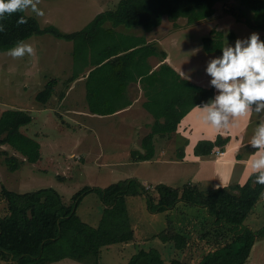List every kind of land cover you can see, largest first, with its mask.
I'll return each instance as SVG.
<instances>
[{
  "label": "trees",
  "instance_id": "trees-1",
  "mask_svg": "<svg viewBox=\"0 0 264 264\" xmlns=\"http://www.w3.org/2000/svg\"><path fill=\"white\" fill-rule=\"evenodd\" d=\"M223 1L120 0L114 10L101 12L88 26L72 33H64L55 26L42 27L35 18L17 13L3 21L6 31L0 33V52L8 50L19 40L27 41L37 35L49 34L73 42L75 63L84 71L88 70L85 78L90 110L98 115H114L130 105L127 91L131 83L139 82L148 98L144 107L154 122L150 133L142 139L144 152H136L135 160L148 161L155 157V138L175 134L189 110L213 100L215 92L182 79L165 62L167 53L160 48L158 41H148L147 37L163 24L165 18L174 22L175 27H179L176 24L180 19L187 20L190 26L209 20ZM236 1L239 6L230 9V13L238 21L244 19L253 29L264 31V0ZM20 15H25L28 23L17 27ZM119 27L142 28L143 34H122L116 30ZM221 33L212 30L202 39L206 53L222 56L225 37ZM228 38L233 40L235 35L230 33ZM153 56L162 61L161 68L156 71L148 61ZM79 77L80 72H74L66 85ZM181 79L185 82H176ZM59 82L54 78L45 84L36 94V102L46 106L55 96ZM158 83H161L159 89ZM187 90L194 95L189 103L185 101ZM65 97V93H61L59 99ZM31 122L29 112L4 111L0 117V145L12 146L25 161L34 164L41 159V146L21 131ZM184 142L187 144L188 141ZM228 142V138L222 137L216 141H201L195 154L210 157L216 148L223 151ZM0 155L6 156L7 168L11 171L18 170L25 162L5 151ZM177 158H184V147ZM254 179L252 175L244 185L210 189L193 183L181 187L158 184L151 191L138 179L131 178L104 189L85 187L72 198L71 205H66L61 194L53 188L17 193L3 187L1 195L7 202V214L0 215V259L10 264H54L68 258L84 264H100L103 249L134 241L128 198L144 196L152 214L174 210L180 203L207 212L208 219L196 239L214 245L199 264H246L257 240L264 239V227L254 230L244 226L262 199L259 194L264 191V186L254 185ZM91 193L98 194L104 205L97 226L85 223L77 214L83 198ZM167 226L158 237L164 243L171 242L181 253H190L193 245L190 235L176 230L172 221H168ZM126 264L191 263L186 259L168 262L157 249H141Z\"/></svg>",
  "mask_w": 264,
  "mask_h": 264
},
{
  "label": "rangeland",
  "instance_id": "rangeland-1",
  "mask_svg": "<svg viewBox=\"0 0 264 264\" xmlns=\"http://www.w3.org/2000/svg\"><path fill=\"white\" fill-rule=\"evenodd\" d=\"M119 2L120 0H40L38 7L45 12V16L40 18L31 13H27V15L35 18L42 27L55 26L64 33H72L88 26L101 12L114 10ZM238 6L239 3L234 0L220 2L214 16L203 21L207 22L206 28H201L203 22L190 26L185 19H180L176 24L179 27H175L174 22L167 18L164 19L163 30L159 32L158 35L160 36L158 37L162 41L170 34V38H175V42L168 40L174 45L169 49L173 65L167 64L182 79L184 78L182 73H184L185 76H190V79L184 78L185 80L193 81L197 87L205 90L213 89L214 91V88H208L207 83L204 82L208 75L206 68L211 59L220 56L206 53L202 39L209 36L212 30H216L224 34V47L235 44L236 42L229 41V33L226 34V32H232L233 26H241L232 22L235 17L229 11ZM223 16H229L230 19L222 20ZM240 22L247 25L244 19ZM125 31L143 32L142 28L132 29V31L126 29ZM25 42L34 48L35 55L33 57L25 56L22 59H12L5 55L7 50L0 52V117L6 110H23L30 113L32 122L23 127L21 131L39 143L41 159L34 164L25 161L18 170L11 171L7 168L6 156L0 155V215L7 214V202L1 195L3 187L17 193L53 188L61 194L66 205H71L72 198L85 187L104 189L111 184L125 180L127 175L132 174L144 175L148 178L150 176L157 177L159 173H147L152 169L155 171V168L149 163L143 162L144 160L139 161L141 163L136 166L114 164L113 162L117 161H110L109 163L116 167H108L106 164L108 162H104L106 159L108 161L119 157L121 159L126 158L127 156L136 162L135 153L144 152V149L142 143L139 145L140 142H133V144L131 143V151L133 152L128 153L127 144L121 141L123 129L120 127L119 130L113 122L108 123L106 121L113 117L94 114L90 110L84 83L77 80L66 85L67 80L74 72L88 74V70L84 71L80 64H76L73 59V42L49 34L33 36ZM158 66L156 68L159 70L161 65ZM157 69H153V71ZM54 78L60 81L59 84H56L55 96L46 107L42 106L36 102V94ZM182 79L176 82H185ZM160 87L161 83H158V89ZM142 90L144 91V89ZM61 93L66 95L63 102L59 99ZM185 96L187 97L186 103L194 99V95L188 90ZM144 97H147L145 91ZM195 108H191L189 111ZM139 119L142 117L139 116L137 121ZM113 135H116L114 137L115 143L112 141ZM134 135L137 138L139 136L138 133H134ZM166 146L172 150L168 145ZM1 151H6L9 156H16L24 161L22 160L24 157L10 145H0ZM131 171L133 173H130ZM140 171L142 173H139ZM178 184L177 187H180L182 183ZM238 184L242 185L238 179H235L227 187ZM201 185L206 189L212 188L207 187L206 184ZM130 207L134 211V205H130ZM257 209L259 210L255 211V207L253 210L255 212L245 221V227L254 230H260L264 227V204L261 203ZM102 210L103 203L100 197L96 193H91L83 198L77 214L85 223L95 226L99 222ZM180 230L185 232L184 228ZM191 242L193 243L192 251L189 252L193 254L191 257L194 260L195 257L199 259L204 256L213 249L214 245L199 242L195 236H191ZM159 243L157 242V244ZM118 247L119 245H112L105 248L100 264H126L131 257L130 254L135 249L132 245L127 246L129 252H120L117 250ZM171 250L170 247L163 250L166 261L169 262L174 259L183 261L181 252L172 258L174 253ZM251 259V264H264V239H259L255 243ZM0 264H10V262L0 259ZM54 264H84V262L68 258Z\"/></svg>",
  "mask_w": 264,
  "mask_h": 264
},
{
  "label": "crops",
  "instance_id": "crops-1",
  "mask_svg": "<svg viewBox=\"0 0 264 264\" xmlns=\"http://www.w3.org/2000/svg\"><path fill=\"white\" fill-rule=\"evenodd\" d=\"M228 18L230 19L229 16H223L222 20H229ZM216 19H220V18H216ZM232 22L241 26L240 27L233 26V30H231L232 32H226V34L232 33L235 35V38L233 40L228 39L229 41L236 42L238 39L246 40L253 33L259 34L261 41L264 38V31L256 30L253 29L251 26L244 25L243 22L238 21L236 17L234 18V20H232ZM162 25L159 28H157L156 31L149 34L147 40L155 41V42L158 41L160 48L167 53V59L165 60V62L169 63L172 66L173 62H172L171 52L169 51V49L172 48L174 44L169 43L168 40H172V42H175V38H170L171 35L170 34L169 36H166V39L164 40L167 42L160 40L158 37L160 35L158 34L160 31L163 30ZM201 26H202L201 28H206L207 22H203V25ZM116 30L119 33L129 34L134 36H141L143 34L140 31L137 32L131 30L132 32H127L125 31L126 28L123 27L116 28ZM234 46L235 44L231 45V47ZM148 61L153 69H157L156 66L157 65L160 66L162 64L161 59H159V57L156 56L150 57ZM85 77L86 75L80 72V77L77 80L83 82L84 86L86 87ZM210 81L211 78L209 75H207L204 82L207 83L208 88H213L210 85ZM214 91L216 96L218 93L215 88ZM127 96L131 104L123 109H120L114 115H111V117L113 118L107 119L106 121L108 123L113 122L114 125L118 126L119 130L120 127L123 129V132L121 134L123 139L121 141H124V144H127L126 146L129 148L127 150L128 153H132L133 151H131V143L133 144V142L134 143L140 142L139 145L142 143V139L148 133H150L151 131L150 126L154 122V119L152 118V115L144 107V103L148 101V98L144 97V91L142 90V85L139 82H133L130 84L129 89L127 91ZM64 99L61 100V102H63ZM199 115L200 112L198 109L195 108L191 110L182 119L181 123L178 126V130L175 134H173L172 136H167L165 138H162L160 136H157L155 138V148H156L155 157L152 160L143 161V162L149 163V165H152L155 168V171L152 169V171H149L147 173H159L157 177L150 176L151 178L150 177L148 178V176L132 174L130 176L127 175L126 179H131V178L138 179L148 189H153L158 184H166L177 187V185H179L178 183H182L180 187L187 183L206 184L207 187H212V188L227 187L235 179H238L239 182L242 183V185L245 184L252 175L251 170L247 165V161L249 160V156L253 154L256 151V149H253L249 145V141L253 135L255 127L258 124V117L255 114H253L250 119H241L239 121L238 127H234L231 130H221L220 132H217L215 129H212L204 125L198 119ZM139 116L142 117V119H139V121H137ZM134 133L139 134L138 138L137 136L134 135ZM115 136L116 135H113V139H112L113 143H115V138H114ZM218 137L229 139V142L223 148L224 151L223 154L221 155L216 154V151L219 148H216L213 155L210 157H201L195 154V148L199 142L216 141ZM184 140L188 141L187 144H185ZM166 145H168L172 150L167 148ZM183 147H184V158L178 159L177 155L179 152H182ZM118 159L114 158L108 161L106 159V161L104 162L105 163L108 162L106 163L108 164V167H116L110 164L109 162L117 161L113 163L114 164L121 163L128 166H136L138 163H141L139 161H142V160H135L136 162H134V160L130 156H127L126 158H122V159L119 157ZM22 160L25 161L26 159L23 158ZM130 173L133 172L131 171ZM139 173H142V171H140ZM189 174H190V178H189ZM183 177L184 180L182 181ZM263 200L264 199H261V201L257 204L255 211L259 210L257 208L261 203L264 204ZM130 205H134L135 207L134 211L131 210ZM103 210H104V205H103ZM103 210H102V214H103ZM128 210L135 233V239L130 243L116 244V245H119L117 250H119L120 252H129L127 246L133 245L135 251H133V253L130 254L131 257L134 254H136L139 250L146 248L145 250H150V249L159 250L163 258L165 259L163 250H165V248L170 247L172 249L171 251L174 253V255L172 256L173 258L174 256H177V254L180 251H178L175 248V246L171 244V242L164 243L158 237V235L161 232H163L168 228L167 226L168 221H172L176 230L178 231L181 228H184L185 229L184 233L190 235L191 238V236L196 237L199 229L203 228L205 219H208L207 218L208 214L206 211L204 210L198 211L197 208L188 207L183 203H180L177 206V208H175L174 210H170L168 212L161 214H152V213L150 214L148 209L147 198L144 196L129 197ZM255 211H253L252 213H254ZM102 214L100 215L99 222L102 217ZM98 224H96L95 226H97ZM157 229L159 230L157 231ZM140 240H142V242H140ZM157 242L160 243L157 244ZM192 255L193 254H191V252L181 253V257H183V261L186 259V261L191 264H199L202 261L203 257L205 256L204 255L199 259L195 257L194 260V258L191 257ZM251 260L252 259L250 257L247 263L251 264Z\"/></svg>",
  "mask_w": 264,
  "mask_h": 264
},
{
  "label": "clouds",
  "instance_id": "clouds-1",
  "mask_svg": "<svg viewBox=\"0 0 264 264\" xmlns=\"http://www.w3.org/2000/svg\"><path fill=\"white\" fill-rule=\"evenodd\" d=\"M39 4L40 0H0V33L6 31L3 21L13 14L31 13L43 18L45 12ZM27 23L25 15H20L16 21L17 27ZM5 55L22 59L33 57L35 50L29 43L19 40ZM206 73L218 94L203 106H196L200 112L198 119L220 132L238 127L241 119H250L253 114L258 117L249 141L256 151L249 156L247 165L255 177L254 185L264 186V41L260 40L259 34L253 33L246 40L238 39L234 47H223L222 56L208 62ZM182 74L185 79H190ZM223 153L220 148L216 151L217 155ZM259 195L264 199V191Z\"/></svg>",
  "mask_w": 264,
  "mask_h": 264
},
{
  "label": "built area",
  "instance_id": "built-area-1",
  "mask_svg": "<svg viewBox=\"0 0 264 264\" xmlns=\"http://www.w3.org/2000/svg\"><path fill=\"white\" fill-rule=\"evenodd\" d=\"M218 153H219V151H218Z\"/></svg>",
  "mask_w": 264,
  "mask_h": 264
}]
</instances>
